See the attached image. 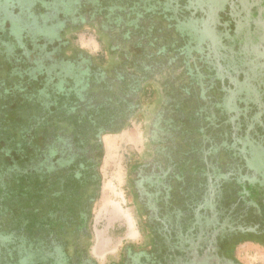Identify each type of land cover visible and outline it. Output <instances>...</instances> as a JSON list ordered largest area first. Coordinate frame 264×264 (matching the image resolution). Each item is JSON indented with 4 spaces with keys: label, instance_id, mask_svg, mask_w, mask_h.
<instances>
[{
    "label": "flooded vegetation",
    "instance_id": "1",
    "mask_svg": "<svg viewBox=\"0 0 264 264\" xmlns=\"http://www.w3.org/2000/svg\"><path fill=\"white\" fill-rule=\"evenodd\" d=\"M87 1L93 0H64L65 6L58 0H0V230H5L10 222L15 233L9 242L0 235V264H99L90 252L92 236L82 220L94 204L97 183L93 175L100 159V139L107 127L123 133L133 130L135 123L138 131L134 133L140 138L126 148L133 160L129 181L139 206L146 245L126 247L116 264H160L170 255L166 240L169 227L157 213L156 200L171 183L169 178L177 182L176 175L183 172L166 162L162 142L175 136V140L183 142L180 131L172 138L164 135L165 116L170 111L174 116L182 114L184 109L171 106L176 103L171 99L183 89L193 99L204 101L209 97L208 74L214 67L205 63L203 54L209 51L208 41L227 21L212 22L194 59L183 54L167 65L165 60L171 56L161 53L163 64L156 56L151 57V62L142 56L144 52H139L140 45L130 40L131 48L104 49L101 63L74 42L87 32L102 34L101 39L106 42L107 27L99 12L111 6L103 0L100 4L93 1L98 9ZM233 1L242 4V0H225L221 7L217 4L221 18L233 17ZM78 2L84 15H77L67 6L77 7ZM214 17L218 14L213 13ZM231 22L235 23L233 19ZM227 23L232 32L235 26ZM107 58L109 63H104ZM99 83L115 88V93L111 89L115 94L113 110L110 115L104 113V117H109L105 128L100 114L79 107L77 102L97 93ZM233 88L227 89L231 92ZM26 124L27 132L21 128ZM34 125L35 134L31 129ZM24 138H31V171L20 169L17 173L15 167L21 161L18 153ZM156 179L163 188H158ZM7 180L11 192L16 191L12 202L4 199L8 196L4 193ZM26 199L30 206L27 210L23 208ZM22 232L25 241H29L23 247ZM28 247L36 256L30 251V255L19 257L21 249ZM227 261L219 264H229Z\"/></svg>",
    "mask_w": 264,
    "mask_h": 264
},
{
    "label": "rangeland",
    "instance_id": "2",
    "mask_svg": "<svg viewBox=\"0 0 264 264\" xmlns=\"http://www.w3.org/2000/svg\"><path fill=\"white\" fill-rule=\"evenodd\" d=\"M58 1L63 2L62 4L64 6L66 5L64 0ZM68 1L70 3L72 2V0ZM93 1L99 2L100 4V0ZM103 1H106V3L108 2L111 6L107 9L100 7L101 9L99 12L104 17L102 23H105L107 27L105 30L107 33V36L105 37L106 42L101 39L103 36L98 32L83 33L74 42L76 46L90 54H93L97 58L98 62H101L99 58L103 54L104 49H111V51H113L114 48H131L129 45L130 40L135 41L140 45L139 52H144L142 56L149 58L151 62L154 61V59L151 57L156 56V60L163 64V57L160 55L161 53L166 54V56H171L165 60L167 65H169V60H176L183 54L186 57L192 56L194 59L197 53V45L201 41L198 39L203 38V35L199 30L204 29L206 32H208L209 27L211 28L212 22L219 20L223 22L224 19L225 21L230 22L232 26H235V29L232 30L231 35L227 34L228 39L225 36H223V38L210 39L208 43H213L215 45L214 50L220 49L219 51L228 55L229 61L233 60L232 63L235 64V67H237L236 69H240L238 67H240V65L246 62L248 59V62L251 61L252 54L249 52L255 54L257 53V57H259L261 54H264L260 50L256 49L259 47L261 50H264V43H262L264 41L263 38H261V40L260 38H257V40L262 44H258V41L256 44L254 39L255 45H257V47L254 46L253 48H251L250 44L247 45L249 48H247V46L237 44L238 39H242L240 36L242 31L239 33V30H242L243 25L239 26L237 29L235 23L231 22L233 18L220 17L221 11L219 10L217 4H220L219 6L221 7L225 0H214L215 3L212 2L211 4L207 3L210 0H168V2L166 1L167 3H165V0ZM252 1L253 0H242V5L246 6V9H248L252 6ZM92 2L87 1L88 4L94 5L93 7L98 6ZM233 2H235L236 5L238 4L237 1ZM246 2H248L251 6H247L245 4ZM79 3L80 2L76 4L77 7H75L73 4H67V6L70 5V7L73 9L72 11H74V13L77 15L78 13L84 15L86 12L83 6H81V4L79 5ZM87 7L89 6L87 5ZM261 7L259 11L264 13V6L262 5ZM97 8L99 9V7ZM242 11L245 15L243 9ZM213 13H217L218 17H214L213 19ZM262 17H264V15ZM197 18L202 22H199ZM241 18L242 17L240 16L239 19ZM241 21L242 20H239L238 23L240 24ZM195 25H198L199 30L195 28ZM175 26L178 30H176ZM257 27L264 35V22H259ZM226 28L228 27L221 25L217 31L224 32ZM95 31L97 30L95 29ZM178 31L180 34H178ZM191 32H194L195 35L191 34ZM208 35L211 36L210 34ZM195 36L197 38H195ZM260 36L263 37L262 34H259V37ZM211 44H209V46ZM245 50L248 51V54ZM257 60H261L262 67L264 68V55H262L260 58H257ZM202 62L203 61H201V63ZM104 63H109V59L107 58ZM222 64L223 65H220L219 63L218 70L215 72L214 69L211 68V71L208 74L210 76V81H208L210 95L209 97H206L204 101L191 98L192 96H190L188 91L183 89L171 99L172 101H176V103L172 102L171 106L173 105L174 107L176 106L178 108L182 107L184 109L182 114L179 116H174V113L170 111V106L168 105L167 111L170 112L165 116V126H163V133L168 138H172L180 131L181 140L183 142L180 143L179 140H175L176 136L171 140L163 139L162 142L164 155L167 157L166 162L174 164L179 170L183 172V174L180 175V181L174 182L173 178H169L171 180V183L169 184L170 191L172 186L171 184L182 181L187 183L190 189L193 190L195 187L189 182L193 181L191 178L194 177L193 175L195 171L202 168L205 164H208L209 167L214 165V163L211 162L212 160L208 163H205L207 159H226L225 163H227L229 159H234L230 153L232 151L233 145L229 139L230 135L227 133L232 134L234 131V126H237L240 121L245 119L248 121L250 120L251 124L253 123V134L258 136L259 139L264 138V103H259L256 100V92H250L252 101L248 103L245 102L246 104L244 103L245 106L241 109V111H239V109L237 110L236 107L229 109L228 113L235 115V118H237L234 126H232V124L230 125L229 122L227 123V120L224 121L222 117H218L215 112L210 114L211 110H214L213 106L215 102L221 101L224 95L235 96L236 94L237 97L240 95V93L237 94L233 91H228L227 88L231 89L234 87L232 86L233 83H231V81H221L219 75L224 74V70L226 66L228 67L229 63ZM246 77L255 78L256 81L260 80L258 84L262 85V78L256 72L255 65L252 66V70L245 76V79ZM237 78L239 79V76H237ZM218 79L220 81H218ZM256 83L257 82H255L253 85H256ZM220 84L223 85L222 87L226 88H223L225 89V93L223 94L221 93V90L218 92ZM96 87L98 88L97 93L93 95L91 94L87 98H82V100L76 101L78 102L79 107L93 110L100 114L99 117L103 124V128H105L107 125L104 123L108 122L109 117H104V113L106 112L110 115L113 110L112 102L115 99V88L109 83L108 85L99 83L96 84ZM251 88L253 89V87ZM111 89L114 90V93H111ZM70 105L72 106V104H69L68 107H70ZM222 113L224 116H228L225 110H223ZM26 125V127H21L23 130H25V132L29 130V124ZM133 127V130L123 133L121 131H112L113 129L107 127L104 129L105 133H103L100 139V159L98 158L99 161H96V167L94 170L95 175H93L94 183H97V187L95 188L94 192V204L92 211L88 210L85 219L83 218L82 220V225L85 226V230L88 233L91 232L92 242L90 252L99 264L119 263L123 257L122 254L126 247L139 248L146 245L143 222L138 212L139 206L134 199L129 181V170L133 160L131 152L128 153L129 151L127 150L126 146L127 144L137 142L140 138V134L136 132L134 133V131H138L136 123ZM31 129H33L34 134L37 132V127L35 125L31 126ZM222 134L226 136V139L222 137ZM30 141L31 138L30 140H28V138H24L22 144L23 147L19 148L18 157L21 159V161L19 162L20 164L15 167L17 168V173L20 171V169L22 172H29V170L31 171V162L29 159L32 158L33 153L30 149ZM252 146L253 145H251L249 148L245 146V150H247V152L251 150L252 152L250 151L249 154L253 153V167H255L256 170H262L264 169V152L261 151L260 148ZM211 152L213 154H211ZM87 157H89V155ZM225 163L219 167L224 168ZM27 164L28 166H26ZM11 167L14 166L11 165ZM219 167L218 170L221 171ZM13 169L14 168H11V170L9 169V172L12 173ZM178 176L179 175L177 174L176 177ZM216 177L221 179L220 176L216 175ZM205 181L213 182V176L210 177V180L206 179ZM157 182L158 180L156 179L155 184L158 186V188H163L161 186L163 184L160 185L157 184ZM5 185L4 193H6L8 195L7 197H10L11 199L7 197L4 199L6 202H12L14 199L12 194L14 190L11 192L8 180ZM177 187L175 188L177 189ZM146 191L149 193V189H146ZM15 192L16 191H14V195ZM173 192L174 195L177 196V192ZM210 192V197L205 196L207 199L211 198L215 192L217 193V190L213 186H210ZM190 195L193 197L192 206L194 209H187L182 205H174V207L181 215L179 222L180 227L187 226L186 224L188 223L191 225L190 228L192 230H188L189 226L177 230L175 228L172 230L168 229L169 236L174 235L188 237L191 231H202V227L205 224V219L203 216L205 212V209L203 208L205 194L198 191L197 193L195 192ZM1 201L4 200L1 199ZM156 202L158 206V215H161V219L162 221L164 220L166 225L170 224L171 216L169 214L170 209L167 206V202H165V199H160L159 201L156 200ZM196 202L202 203L196 204ZM37 206L40 205L38 204ZM29 207V202L26 199L23 208L27 210ZM7 208L9 209V206H7ZM4 210L5 207L2 208V212ZM227 226L228 225L225 224L218 228L219 232H226V229H228ZM12 227L13 226H11L9 222L5 230H0V235L4 237L5 241L9 242L10 239L15 236L14 229ZM98 236L101 238L100 244L98 241ZM20 237V243L22 244V247L29 243V241H25L27 238L25 235H23V232L20 233ZM11 241H13V239H11ZM30 251L31 253L34 252L33 255L36 256L35 251L28 247V249H21L19 257L23 258L25 254L30 255ZM234 254L239 264H264V247L259 244L250 242L242 243L236 247ZM192 259L194 260L195 264H199L201 257L200 255L193 253ZM220 262L221 261L218 258H212L209 261V264H219Z\"/></svg>",
    "mask_w": 264,
    "mask_h": 264
},
{
    "label": "trees",
    "instance_id": "3",
    "mask_svg": "<svg viewBox=\"0 0 264 264\" xmlns=\"http://www.w3.org/2000/svg\"><path fill=\"white\" fill-rule=\"evenodd\" d=\"M166 1L168 2V0H165V3H167ZM262 5L264 6V0H253L252 6L247 3V6L251 7L246 9V6L239 3L236 5L232 2L231 8L234 9V12L233 9L230 8V10L233 12L231 13L233 21L237 29L239 26L243 25L240 35L242 39L236 40L238 42L237 44L243 46L250 44L251 48H253L254 46L257 47V45H255V42L256 44L259 42L257 38H260V40L261 38L264 39L263 33H261V30L257 27L259 22H264V17H262L264 13L259 11ZM237 6L240 8L238 11ZM240 16L242 17L241 19H239ZM198 20L202 22L200 19ZM239 20H242L240 24L238 23ZM225 24H223L224 27L229 25L227 22ZM196 27L199 30L198 25H195V28ZM199 31L202 33V37L208 33L204 29ZM227 34L231 35V30H229V28H226L224 32L221 31L216 33L211 39L223 38V36L227 38ZM259 34H262L263 37H259ZM202 39L203 38L198 40L200 41ZM262 43H264V41ZM262 43L259 42L258 44ZM209 44L211 43H207L206 45L209 51L203 54L205 63L211 67L213 66L214 71L218 70L219 63L220 65H223L222 63H229L228 67L226 66L224 70V74L219 75V77H226V80L231 81L235 86L233 91L237 94L240 93L239 97L225 95L221 101L215 102L213 106L214 110L210 109V114L215 112L218 117H222L224 121L227 120V123L229 122L230 125L232 124V126H234L237 118H235V115L228 113L229 109L236 107L237 110L239 109V111H241L246 103L252 101L250 92H256V100L259 103H264V68L262 67L261 60H257V58L262 57L264 54L257 57V53L249 52L252 54L251 61L248 62V59L238 67L240 69H236L237 67L232 63L233 60L229 61L228 55L219 51L220 49L214 50L215 45L213 43L210 46ZM247 48H249V46H247ZM256 49L264 53V50H261L259 47ZM245 51L246 53L248 52L247 50ZM254 65L256 67V72L262 78V85H259L258 83L260 80L256 81L255 78L246 77L245 79V76L252 70V66ZM237 76H239V79ZM255 82H257L256 85H253ZM222 86L223 85L220 84L219 90L224 92L226 88ZM251 87H253V89ZM223 110L227 112L228 116L223 115ZM227 134L230 135L229 139L233 145L230 153L234 159H229L227 163H225L226 159L217 160L216 158H209L205 163L212 160L211 162L214 163V165L209 167L208 164H205L202 168L195 171L194 177L191 178L193 181L189 182L195 187L193 190L190 189L187 183L182 181L173 184L171 186V191L169 189L170 185H168L167 188H163L160 193V199H165L170 209L169 214L171 216V223L168 224L169 230L173 228L177 230L190 226V224L187 223V226L180 227L179 222L181 215L174 205H182L187 209H194L192 206L193 197L190 194L197 193L198 191L205 194V201H202L204 204L203 208L205 209L203 215L205 224H201L203 225L202 231H191L188 237L168 236L166 240L169 241L170 244V255L164 257L160 264H193V253L200 255L201 260L199 264H209L212 258H220L221 261L227 259L229 264H237L234 253L238 245L244 242H251L264 247V169L256 170L252 163L253 153L249 154L251 150L248 149V152L245 150V146L249 148L253 145L252 147L260 148V150L264 152V138L259 139L258 136L253 134V123L251 124L250 120L248 121L247 119L240 121L237 126H234L232 134ZM222 137L226 139L225 135ZM211 154L213 153L211 152ZM224 163V168L219 167ZM218 167L221 171L218 170ZM215 174L220 176L221 179H218ZM179 176L175 178L177 181L181 180V176ZM211 176H213V182L205 181L206 179L210 180ZM210 186L216 188L217 193L215 192L211 198L207 199L206 197H210L211 193ZM175 187H177V189ZM173 191L177 192V196L174 195ZM201 203L196 202V204ZM225 224L228 225L226 232H219L218 228ZM189 228L190 227H188V229Z\"/></svg>",
    "mask_w": 264,
    "mask_h": 264
},
{
    "label": "bare ground",
    "instance_id": "4",
    "mask_svg": "<svg viewBox=\"0 0 264 264\" xmlns=\"http://www.w3.org/2000/svg\"><path fill=\"white\" fill-rule=\"evenodd\" d=\"M101 238L98 236V241H99V244H100V242H101V240H100ZM102 244V243H101Z\"/></svg>",
    "mask_w": 264,
    "mask_h": 264
}]
</instances>
